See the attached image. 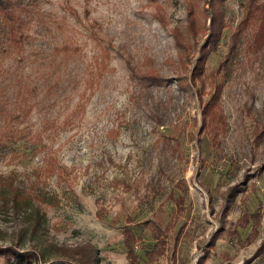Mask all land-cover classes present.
Listing matches in <instances>:
<instances>
[{"label": "rangeland", "instance_id": "obj_1", "mask_svg": "<svg viewBox=\"0 0 264 264\" xmlns=\"http://www.w3.org/2000/svg\"><path fill=\"white\" fill-rule=\"evenodd\" d=\"M35 4L63 29L39 39L34 18L2 64L0 111L33 144L0 159V192L30 197L0 208V264H264V0Z\"/></svg>", "mask_w": 264, "mask_h": 264}, {"label": "trees", "instance_id": "obj_2", "mask_svg": "<svg viewBox=\"0 0 264 264\" xmlns=\"http://www.w3.org/2000/svg\"><path fill=\"white\" fill-rule=\"evenodd\" d=\"M25 13L26 15H21L20 13ZM215 16L211 18L212 22V35L210 38L209 49L213 48L215 42L219 38L220 31L222 29V18L216 12L214 13ZM48 14L43 16V14L39 13V10L36 9L35 0H28L26 5L22 6L18 0H0V75L4 73L3 70V62L6 56L10 55L15 50L21 48L24 44L29 43L28 40L30 37L24 32V28L36 18L38 33L40 34V38L47 36L48 34H52L55 31H61L63 26L61 23H51L50 19L46 20ZM192 18L189 20V27L192 29H197V25L195 22V18L191 15ZM33 37V36H32ZM32 42V39L29 40ZM49 51L48 54L44 56L45 60L48 61V64L52 68L50 72H47L46 77L52 78L56 69L59 68L62 64V60L59 61V58L64 57L67 58L70 54H75L76 47L69 45L68 42L65 40L56 41L50 43L46 46ZM39 51L36 52L38 54ZM64 61V60H63ZM57 67V68H56ZM221 68L216 70L217 73H220ZM202 64H198L197 67L193 71V76L198 77L201 79L202 87L204 86V80L202 79ZM214 76V74H213ZM73 77L71 76V79ZM204 88V87H203ZM220 94V87L215 88L214 92L212 93L209 101H206L203 107V115L209 116V126L219 122V118H217V113L215 111L216 100L218 99ZM201 97V94H200ZM5 111V110H4ZM3 115V121L0 124V159H3L7 155H11V159L19 157L20 149L22 147V141H27L28 145H32L33 142H30L26 139L28 136L24 134L22 130L16 129V127H11L10 124L19 120L20 115L16 110H7L5 112L0 111V116ZM2 117V116H1ZM22 121L23 118L21 117ZM21 123V122H18ZM31 143V144H30ZM0 208L7 207L11 205L15 209L21 208L26 209L28 208V204L30 202V197L27 194L18 190V188H14L12 185L9 186L8 189L2 190L0 192ZM182 199H180V202ZM33 211V212H32ZM31 211V226L34 229L38 222L39 217L36 212L37 210ZM33 214V215H32ZM158 240V236L155 238ZM126 241H130V236L127 234ZM5 253H15L13 248H4L0 250V252ZM127 258L129 260L135 259V254L132 250L128 249L127 251ZM16 254V253H15ZM20 257L31 256L33 257V252H23Z\"/></svg>", "mask_w": 264, "mask_h": 264}]
</instances>
